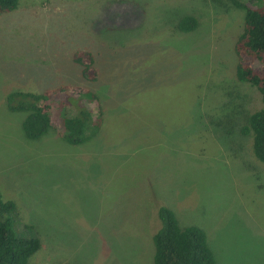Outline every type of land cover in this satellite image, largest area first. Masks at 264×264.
Returning a JSON list of instances; mask_svg holds the SVG:
<instances>
[{"label":"rangeland","instance_id":"rangeland-1","mask_svg":"<svg viewBox=\"0 0 264 264\" xmlns=\"http://www.w3.org/2000/svg\"><path fill=\"white\" fill-rule=\"evenodd\" d=\"M244 17L229 0H20L0 14V189L17 230L41 240L32 264H153L161 205L204 228L216 264H264V163L240 132L261 106L236 78ZM78 49L95 54L97 82ZM60 84L69 101L82 85L98 95L83 143L62 137L55 99L38 139L10 109L15 91ZM231 107L244 114L227 119Z\"/></svg>","mask_w":264,"mask_h":264},{"label":"trees","instance_id":"trees-1","mask_svg":"<svg viewBox=\"0 0 264 264\" xmlns=\"http://www.w3.org/2000/svg\"><path fill=\"white\" fill-rule=\"evenodd\" d=\"M19 1L0 0V14L15 10ZM229 1L245 11L243 29L235 42L238 57L236 78L241 83H249L261 94V106L243 117L240 132L251 137L253 155L264 163V0H253V3ZM197 25L198 20L192 15L183 16L178 23L180 30L186 32L194 30ZM73 59L81 65V75L85 81H98L100 70L92 51L78 49ZM71 88L70 84H60L41 92L15 91L9 95L10 109L26 113L23 129L28 138L38 139L53 126L51 99L57 100L58 106L65 110L58 127L62 137L69 143L85 142L88 133L101 125L103 113L100 111L94 116L87 107L88 101L99 99L98 95L92 88L82 85L79 87V96L69 101ZM69 106L75 107L72 115L67 114ZM234 108L224 111L227 119L244 114L243 109ZM16 214V203L5 200L0 189V264H32L31 256L41 247L37 235H26L17 230ZM158 216L161 227L153 235V264H216L215 253L202 227L193 224L181 226L175 211L165 205L158 208Z\"/></svg>","mask_w":264,"mask_h":264},{"label":"crops","instance_id":"crops-1","mask_svg":"<svg viewBox=\"0 0 264 264\" xmlns=\"http://www.w3.org/2000/svg\"><path fill=\"white\" fill-rule=\"evenodd\" d=\"M199 226V225H198ZM204 229V228H203Z\"/></svg>","mask_w":264,"mask_h":264}]
</instances>
